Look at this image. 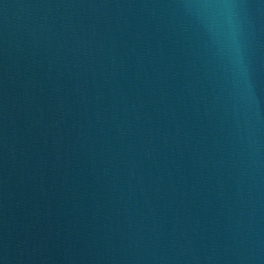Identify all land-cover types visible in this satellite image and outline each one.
<instances>
[{
    "label": "water",
    "instance_id": "1",
    "mask_svg": "<svg viewBox=\"0 0 264 264\" xmlns=\"http://www.w3.org/2000/svg\"><path fill=\"white\" fill-rule=\"evenodd\" d=\"M0 264H264L261 0H0Z\"/></svg>",
    "mask_w": 264,
    "mask_h": 264
}]
</instances>
